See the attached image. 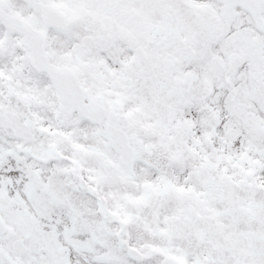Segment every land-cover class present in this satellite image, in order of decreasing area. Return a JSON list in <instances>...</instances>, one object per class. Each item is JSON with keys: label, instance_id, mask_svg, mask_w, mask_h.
<instances>
[{"label": "snow or ice", "instance_id": "6c2138e0", "mask_svg": "<svg viewBox=\"0 0 264 264\" xmlns=\"http://www.w3.org/2000/svg\"><path fill=\"white\" fill-rule=\"evenodd\" d=\"M0 264H264V0H0Z\"/></svg>", "mask_w": 264, "mask_h": 264}]
</instances>
